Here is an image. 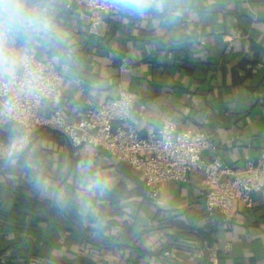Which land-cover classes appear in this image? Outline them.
I'll use <instances>...</instances> for the list:
<instances>
[{
	"label": "crops",
	"instance_id": "0c3cea01",
	"mask_svg": "<svg viewBox=\"0 0 264 264\" xmlns=\"http://www.w3.org/2000/svg\"><path fill=\"white\" fill-rule=\"evenodd\" d=\"M0 28L10 44L0 78L19 72L29 51L52 60L63 77L68 121L88 101L127 90L146 106L140 136L171 119L209 133L204 156L233 168L264 148V0H153L142 15L108 16L95 37L83 16L56 0H0ZM234 29L245 37L230 40ZM50 107L36 111L47 115ZM19 126L1 120L0 142L17 137ZM73 148L71 172L57 192L66 163L60 135L44 131L0 163L1 264H264V191L247 204L234 200L222 223L205 215L201 170L187 182L165 183L155 201L127 163ZM174 241L179 255L163 257ZM214 245L217 260L206 262Z\"/></svg>",
	"mask_w": 264,
	"mask_h": 264
},
{
	"label": "built area",
	"instance_id": "2783aa9c",
	"mask_svg": "<svg viewBox=\"0 0 264 264\" xmlns=\"http://www.w3.org/2000/svg\"><path fill=\"white\" fill-rule=\"evenodd\" d=\"M56 4L83 16L88 35L94 37L100 35L108 16L121 12L112 7L111 0H56ZM242 37L245 35L239 29L229 35L230 40ZM9 51V33L0 28V57ZM125 66L124 62L120 64L122 69ZM62 82L55 63L39 58L33 51L25 53L19 72L0 78V121L10 120L22 126L17 137L0 142V157L24 148L34 129L50 125L63 131L75 147L91 150L97 157L108 154L127 163L141 174L149 197L155 201L165 183L187 182L192 170H201L205 215L219 216L222 223L229 221L234 200L247 204L253 193L264 191V148L242 168H233L218 158L204 156L212 145L209 133L178 128L171 119L140 136L138 123L144 118L146 106L127 90H120L118 96L99 104L88 101L78 118L68 121L60 106ZM47 102L51 103L49 113H38L36 108ZM230 250L227 243L224 251ZM219 251L217 245L212 246L206 262H216ZM180 252L174 241L161 255L174 259Z\"/></svg>",
	"mask_w": 264,
	"mask_h": 264
},
{
	"label": "water",
	"instance_id": "95a60500",
	"mask_svg": "<svg viewBox=\"0 0 264 264\" xmlns=\"http://www.w3.org/2000/svg\"><path fill=\"white\" fill-rule=\"evenodd\" d=\"M44 131H51L53 133H56L58 135H60L65 143V147H66V163H65V170H64V175L62 177V179L60 180V182L58 183V186L56 188V192L59 190V188L65 183L67 177L69 176L71 169H72V164H73V152H74V148H73V144L71 143L70 139L68 138V136L61 131L60 129L54 127V126H50V125H43L40 126L38 128H36L32 134L31 137L28 141V143L26 144V146L20 150H17L9 155L3 156L0 158V163L9 160L11 158H15L17 156H19L20 154L24 153L25 151H27L35 142L36 138L38 137V135ZM62 215H64V213L62 211H60Z\"/></svg>",
	"mask_w": 264,
	"mask_h": 264
},
{
	"label": "clouds",
	"instance_id": "9594fccd",
	"mask_svg": "<svg viewBox=\"0 0 264 264\" xmlns=\"http://www.w3.org/2000/svg\"><path fill=\"white\" fill-rule=\"evenodd\" d=\"M112 7L125 12L138 15L144 14L149 8L153 7V0H111ZM12 21H9L11 26Z\"/></svg>",
	"mask_w": 264,
	"mask_h": 264
},
{
	"label": "trees",
	"instance_id": "16d2710c",
	"mask_svg": "<svg viewBox=\"0 0 264 264\" xmlns=\"http://www.w3.org/2000/svg\"><path fill=\"white\" fill-rule=\"evenodd\" d=\"M64 9V8H63ZM20 128L18 129V131H19V133L20 132H22V126L20 125L19 126ZM73 200H74V197L73 196H70V198L68 199V206L70 205L71 206V204H73ZM73 206V205H72ZM203 235H207L205 232L203 233ZM207 237V236H206Z\"/></svg>",
	"mask_w": 264,
	"mask_h": 264
}]
</instances>
